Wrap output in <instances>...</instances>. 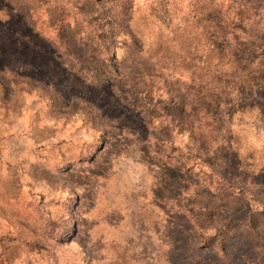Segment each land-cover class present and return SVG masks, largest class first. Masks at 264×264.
<instances>
[{
  "label": "clouds",
  "instance_id": "clouds-1",
  "mask_svg": "<svg viewBox=\"0 0 264 264\" xmlns=\"http://www.w3.org/2000/svg\"><path fill=\"white\" fill-rule=\"evenodd\" d=\"M0 264H264V0H0Z\"/></svg>",
  "mask_w": 264,
  "mask_h": 264
}]
</instances>
